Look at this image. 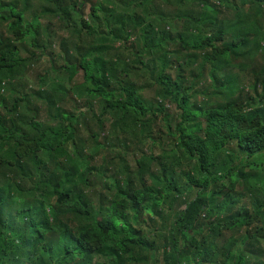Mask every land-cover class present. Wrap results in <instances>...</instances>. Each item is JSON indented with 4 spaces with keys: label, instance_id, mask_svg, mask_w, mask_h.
I'll use <instances>...</instances> for the list:
<instances>
[{
    "label": "trees",
    "instance_id": "16d2710c",
    "mask_svg": "<svg viewBox=\"0 0 264 264\" xmlns=\"http://www.w3.org/2000/svg\"><path fill=\"white\" fill-rule=\"evenodd\" d=\"M44 1L0 0V264H264V0Z\"/></svg>",
    "mask_w": 264,
    "mask_h": 264
},
{
    "label": "rangeland",
    "instance_id": "374dc122",
    "mask_svg": "<svg viewBox=\"0 0 264 264\" xmlns=\"http://www.w3.org/2000/svg\"><path fill=\"white\" fill-rule=\"evenodd\" d=\"M30 3H33L34 7H38L39 5L43 6V7H48V4L44 1V0H31ZM88 5L86 6V10L84 11V18H89L90 14H91V5L93 4L91 2V0H87ZM181 8H183V6H180ZM171 10L177 12L178 11V0H173V3L171 5V7H169ZM132 9V8H131ZM143 7L138 6V8L134 7L132 12H136L139 11L141 12V14H143L142 12ZM192 12L197 13L198 12V8H196L195 6H192V8L190 9ZM30 14V12H29ZM234 13H232L231 15L233 16ZM254 18L257 19L255 27H257L259 30L256 32L257 36H255L254 38L251 37V42L254 41V39L257 37L259 39V41L262 42V40H264V23L262 22L263 18H264V7L258 6L256 8V12L254 14ZM46 22L49 21V18L45 19ZM73 24L79 26L80 29L83 30L82 28V21H81V17H77L75 16V18L73 19ZM56 31L59 33V35H65L67 36L68 32H60L58 29H56ZM87 29H85L83 32L86 34L87 33ZM255 34V33H254ZM74 42H79V39H74L73 41H71V44H74ZM81 43V42H80ZM77 44V43H76ZM59 47L55 50V54H56V65L57 67H61V66H65L66 63V56H65V52L64 51H59ZM73 51V50H72ZM75 52V51H73ZM80 59V57L77 55L76 53L75 55L72 56V62H75L76 60ZM71 61L69 60L68 63H70ZM174 62L176 64H178V61L176 60V58H174ZM35 66L34 67H30L29 68V72H27L28 76L27 79L31 82H36L38 81L39 78H45L46 76V84L49 85L53 79V76L55 75V73L52 70V64L49 62L48 58H42V60L40 62H34ZM176 73H173V75L175 76ZM241 79H244V75L241 76ZM68 78L65 76L64 78H61V81H66L67 82ZM85 81L84 79V73L83 70L80 71V73L78 74V76L76 77L75 81L73 82L74 85L79 86L81 84H83V82ZM251 82V78L245 77V81L243 82V84L245 85H249V83ZM148 94V93H147ZM149 95L152 97V92L149 93ZM71 99L74 98L73 97V92H71L70 94ZM80 105L86 106L83 102V100H78ZM10 104H12V100H10ZM45 105V104H44ZM65 106L68 110L71 111H75V113H80L81 112V108L76 107L75 102L71 101V100H67L65 102ZM95 107L97 109V112H101L102 111V104L100 103V101H97L95 103ZM172 113L174 115V112L177 111V108L175 105H173L171 108ZM83 111V110H82ZM41 118L45 116V112L42 111L40 114ZM106 119L109 120L110 126L109 129L110 131L113 130V125L114 123L117 121V117L115 115V112H111V113H107L106 115ZM175 124V121L172 120V125ZM82 135L86 136H90L92 134V130L94 131H98L99 126L98 123L95 121L93 126L89 129L87 128L86 124H84L82 127ZM107 134L109 132H106ZM116 139V137H111V141H114ZM121 141L119 142V145L123 151V157L125 158V162L121 163V165L124 164L123 167L129 166L131 167L134 171L137 170V164H136V152L135 150L137 149V143L138 140L137 139H133V144L129 145L127 144L124 140H125V136H121ZM126 143H124V142ZM122 144V145H121ZM129 149H127V148ZM165 148H169V145H165ZM164 147L160 144L157 143L155 144V151L156 152H163ZM112 153H114V150L112 151ZM138 155H140V152H137ZM43 155V153H41ZM41 155V158L44 156ZM174 160V159H173ZM167 163L169 161V159H166ZM174 166L172 167H176L178 168V164H173ZM192 167V166H191ZM190 167V168H191ZM189 168V169H190ZM188 169H186L187 171ZM118 174V175H116ZM120 172L117 171V173H115V171L113 172H109L107 175L106 174H102L101 172H94L92 174V177L94 178V182L93 185L96 184L95 187H92L94 190V199L95 201L99 200V192L100 190L103 191H108L107 194L111 193L112 191H114L115 189V182H116V177H120ZM108 182L110 184L113 185L114 189L113 190H106L107 186H105V183ZM179 183L180 184H186L187 181L185 179V177L183 175H179ZM105 189V190H104ZM257 195H259V197H264V192L262 190H258V192L256 193ZM97 203V202H96ZM98 205V203H97ZM167 211V209L164 210V213ZM143 230L146 232L148 230V226L145 225Z\"/></svg>",
    "mask_w": 264,
    "mask_h": 264
}]
</instances>
